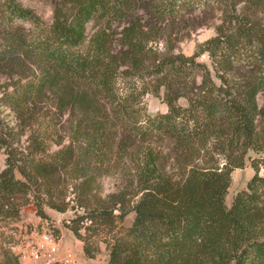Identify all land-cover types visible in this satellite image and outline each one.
I'll list each match as a JSON object with an SVG mask.
<instances>
[{
  "label": "trees",
  "instance_id": "trees-1",
  "mask_svg": "<svg viewBox=\"0 0 264 264\" xmlns=\"http://www.w3.org/2000/svg\"><path fill=\"white\" fill-rule=\"evenodd\" d=\"M50 4L42 25L0 0V69L17 78L1 100L25 136L16 154L0 137V222L18 220L30 192L39 218L43 205L65 212L70 188L87 258L97 248L80 222L113 227L130 213L103 240L106 264H264V0ZM192 11L189 32L218 24L185 57L169 46ZM146 95L165 112L149 115ZM246 162L253 175L227 207L230 173ZM110 176L120 185L101 196Z\"/></svg>",
  "mask_w": 264,
  "mask_h": 264
},
{
  "label": "rangeland",
  "instance_id": "rangeland-1",
  "mask_svg": "<svg viewBox=\"0 0 264 264\" xmlns=\"http://www.w3.org/2000/svg\"><path fill=\"white\" fill-rule=\"evenodd\" d=\"M51 0H14V2L20 5L23 8L28 9L32 12L33 16L38 19L40 24L48 25L50 23L51 18ZM197 12L192 11L191 14H188L187 19L196 17ZM0 17H2V10L0 9ZM190 21L187 22L186 27L180 32V36H173V40L171 41V45L169 49H172L173 53H179L185 57H189L193 55L196 51L197 46L204 43L206 40L210 39L214 35V28L218 24V20L215 16L212 20L206 22V25L200 28H196L194 30L188 31L190 29ZM15 25H20L24 28H30V23L23 21H15ZM91 26L88 27L90 29ZM180 37V38H179ZM164 43H166L165 39L160 38L157 43V47L159 50H163ZM161 48V49H160ZM197 61L203 63L206 68L210 69L209 61L206 58V55H200L197 58ZM17 78H7L6 74L0 69V137L4 140V146L8 149L11 154L19 153L25 146L24 140L25 136L22 133V125L21 122L15 117V115L9 110V108L2 102V95L7 89L10 88L12 83H15ZM143 102L146 108V111L149 115L161 114L166 110L165 105L161 102L160 97L156 98L151 95H146L143 97ZM180 105H183L184 102L179 100ZM0 146V170L4 168V159L5 154L3 151V147ZM4 147V148H5ZM55 147L50 146L49 151H54ZM251 155V154H249ZM264 173L263 169L259 170L260 175ZM253 172L251 168L248 166V162L245 163L242 169H235L230 173V183L227 188V194L225 197V204L229 207L232 197L238 191H241L245 188L247 181L251 178ZM71 185H74L73 181L67 180ZM100 187V195L103 196L120 185V182L113 176L103 177L98 180ZM73 187V186H71ZM33 194L30 192L25 199H27V204L20 208V216L16 221L6 220L0 222V264H18L17 263V254L22 250V240H19L16 236L11 235L12 232H17L19 229L17 226H26L29 228H34L38 225L40 220L46 219L50 220L55 227L57 228L56 233L61 232L62 238L59 243H65V247L68 243H73L71 247H69L73 252V246L81 243L82 241L77 239L71 232L73 223H70L68 226L65 224V221H70L74 219L77 215L75 209V203L72 202L73 195L70 193V188L67 190L65 194L64 202L67 203V210L65 212L59 213L56 212L47 206H41L42 211L45 214L44 218H39L35 214V207L33 203H37L36 199H33ZM42 199V196L40 197ZM44 199V198H43ZM72 199V201H70ZM20 200L18 201V203ZM39 202V201H38ZM82 213H84L83 208H81ZM74 215V216H72ZM132 219V214H128L123 221L119 224L116 223L113 227H103L96 224H88L85 226L82 237L90 242L95 241L92 247L97 248V252L94 255L102 256L106 254L105 242L103 240L108 241L110 237L117 235L121 228H127ZM88 227V228H87ZM20 231V230H19ZM63 245V244H62ZM64 247V246H63ZM75 254V252H74ZM76 256V254H75ZM93 257V258H94ZM34 264V263H27Z\"/></svg>",
  "mask_w": 264,
  "mask_h": 264
},
{
  "label": "built area",
  "instance_id": "built-area-1",
  "mask_svg": "<svg viewBox=\"0 0 264 264\" xmlns=\"http://www.w3.org/2000/svg\"><path fill=\"white\" fill-rule=\"evenodd\" d=\"M77 209V208H75ZM77 215H81V208L76 211ZM74 216V215H72ZM68 226L70 221H65ZM89 222L84 219L80 222L81 227H85ZM17 232L11 235L22 240V250L17 254L18 264H84L76 260L74 252L70 248H64L60 242L62 238L61 232L56 233L57 228L50 220H40L34 228L26 226H17ZM79 233L82 235L83 230Z\"/></svg>",
  "mask_w": 264,
  "mask_h": 264
},
{
  "label": "crops",
  "instance_id": "crops-1",
  "mask_svg": "<svg viewBox=\"0 0 264 264\" xmlns=\"http://www.w3.org/2000/svg\"><path fill=\"white\" fill-rule=\"evenodd\" d=\"M64 248H69L73 243H68L65 247V243H62ZM74 252L76 254V260L79 263H84V264H106V254L99 256L97 255L94 258H87L83 255L82 253V247L81 243H78L77 245L73 246Z\"/></svg>",
  "mask_w": 264,
  "mask_h": 264
}]
</instances>
